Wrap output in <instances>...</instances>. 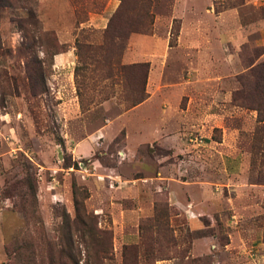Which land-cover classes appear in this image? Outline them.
<instances>
[{
  "label": "rangeland",
  "instance_id": "374dc122",
  "mask_svg": "<svg viewBox=\"0 0 264 264\" xmlns=\"http://www.w3.org/2000/svg\"><path fill=\"white\" fill-rule=\"evenodd\" d=\"M123 1L110 30H148L110 50L145 66L72 86L53 52L121 0H0V264H264V0Z\"/></svg>",
  "mask_w": 264,
  "mask_h": 264
},
{
  "label": "trees",
  "instance_id": "16d2710c",
  "mask_svg": "<svg viewBox=\"0 0 264 264\" xmlns=\"http://www.w3.org/2000/svg\"><path fill=\"white\" fill-rule=\"evenodd\" d=\"M136 1L139 2V4L144 6V10L141 9L144 13V16L149 17L150 16V9H149V4H148L149 0H136ZM123 3L124 1L121 0L119 8L115 11L113 16L111 17L107 28L101 34L100 40L96 41L94 38L93 39L91 38V40L87 39L86 41L81 42L78 36L75 38V48H76L75 54L77 55V59H78V63L74 67V77L75 78L78 75L79 69H85V68L99 69V66H104L106 69H116L115 75L116 76L121 75L122 77H124V74L126 73L128 75H132L136 67L142 68L143 66H145V63L121 64L120 61L117 59L116 54L113 52L114 50H110L112 46L118 42V40L127 39L131 33L133 32H143L144 33L146 30H148L147 24L139 25L138 23H136L135 25V24L128 23V22L126 24L127 25L126 30L125 29L118 30L116 28H113L112 30H110L112 27V19L117 18L123 11V7H124ZM58 52L60 51L55 50L52 55ZM112 75L108 74L107 78L112 77ZM137 92H138V88L135 90V93ZM77 93L80 96V93L78 90H77ZM141 100H142V94H140L138 97H134L132 101L129 102V105L133 106L137 104V102H140ZM262 109H264V107ZM259 120H263V118L260 117ZM33 179L35 180V178ZM19 184L21 185L24 184V186H27L26 188L28 190V194H30V196L32 197L31 203H29L27 197H25V194H27V190L26 192L25 191L23 192V190H20L16 194H18L21 197V199L28 201L29 207L30 206L32 207V209H30L31 212L35 213L37 211L35 208L36 207V199H35L36 188H35L34 182L29 178L28 173L24 179L19 180ZM71 187H72L73 203H74L75 213H76L75 217L72 219V223L74 221L76 222V220H78L79 222H82L81 220L83 216H86L87 218H91V214L85 213L84 206L82 205L83 201L79 197V195L81 194H83V198L88 197L87 190L83 187H79L75 181H72ZM20 210L23 213H26L25 208L21 207ZM62 216L66 219V222L69 220V217H67V213L64 212ZM87 235L91 237L92 233L88 232V234H83L82 236L85 237ZM71 247L73 248L72 243H71ZM135 263H137V261H135ZM60 264H63V263H60ZM74 264H78L77 261L76 262L74 261Z\"/></svg>",
  "mask_w": 264,
  "mask_h": 264
},
{
  "label": "crops",
  "instance_id": "0c3cea01",
  "mask_svg": "<svg viewBox=\"0 0 264 264\" xmlns=\"http://www.w3.org/2000/svg\"><path fill=\"white\" fill-rule=\"evenodd\" d=\"M53 64L55 67V75L62 76L63 74L70 79L65 84L74 85V67H75V54L74 47L67 48L53 55ZM58 84H63L58 82Z\"/></svg>",
  "mask_w": 264,
  "mask_h": 264
}]
</instances>
